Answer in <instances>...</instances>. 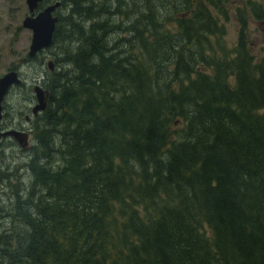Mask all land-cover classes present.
I'll return each mask as SVG.
<instances>
[{"label":"trees","instance_id":"1","mask_svg":"<svg viewBox=\"0 0 264 264\" xmlns=\"http://www.w3.org/2000/svg\"><path fill=\"white\" fill-rule=\"evenodd\" d=\"M65 1L28 186L0 174V264H264V58L242 11L229 48L225 0Z\"/></svg>","mask_w":264,"mask_h":264},{"label":"rangeland","instance_id":"2","mask_svg":"<svg viewBox=\"0 0 264 264\" xmlns=\"http://www.w3.org/2000/svg\"><path fill=\"white\" fill-rule=\"evenodd\" d=\"M133 1L138 4L141 12L142 0ZM246 1L247 0H225L223 3V10L226 13V17L218 16L216 12H212V16L216 18L218 25L223 27V40L226 46L231 48L236 42L237 10L242 11L247 24L246 32L250 51L254 60L257 61L264 58V0H254L262 9V18L260 20H255L250 15L249 8L246 6ZM108 2L112 3L113 0H108ZM65 12L66 7L61 8L60 11H58L62 17ZM25 16H27V10L24 0H0V74H2L7 67H11L15 64L17 65L18 59L24 56L27 51L30 32L21 27V22ZM164 27L170 31L175 30V24L173 21H170ZM62 47V45L58 46V48L52 45L47 51L41 53L38 59L32 62L30 66H23L20 69L22 73L21 78L22 81H25V85L30 87L33 85L34 80H37L42 84L46 81V76L44 75V72H46L45 63L48 60L54 62L58 50L61 52ZM40 62L43 63L44 68L39 65ZM39 66L41 70H38ZM35 70H38L40 73L37 78H33ZM20 92L14 91V93L6 100L10 104V98L13 97L14 102L11 104L15 108H18L17 99ZM6 112L12 113L8 109H6ZM31 139L32 141L29 143V147L32 146L33 137ZM27 157L28 154H26V152L23 153L22 151H19L13 144H11L10 149H6L5 146L0 144V174L14 175L12 176L11 184H17L19 191L24 190L29 183V175L28 172L25 171V166L23 165ZM11 191L12 189L8 188L5 185V182H0V208L4 211H7L11 206ZM1 225L2 230H7L10 226L8 220H3Z\"/></svg>","mask_w":264,"mask_h":264},{"label":"flooded vegetation","instance_id":"3","mask_svg":"<svg viewBox=\"0 0 264 264\" xmlns=\"http://www.w3.org/2000/svg\"><path fill=\"white\" fill-rule=\"evenodd\" d=\"M4 1H9V0H4ZM58 2L59 3V7L57 9H55L53 16H56V14H58V11H60L61 8H68V5H66L67 1L65 0H41L36 9L33 10V16H35L39 11H41L43 8H45L46 6L52 5L54 3ZM24 4H25V0H24ZM123 3H120V5L122 6ZM66 5V6H65ZM26 7V4H25ZM27 10V7H26ZM30 15L27 11V16ZM58 20V19H57ZM57 23V21H56ZM56 26V24H55ZM24 29V28H22ZM27 30V29H24ZM28 32H30L29 30H27ZM30 39H31V32H30V37H29V41H28V45H27V51L25 53L24 56H22L21 58L18 59L17 61V65H12L11 67H7L5 69V71H3L2 74H0V77L9 73V72H15L16 76L18 77L20 83L17 85H12L10 86L1 101V112H0V133H5V132H9V131H14L20 134H24L26 137V141H27V147L25 149H21L18 147L16 141L11 137V136H5V137H1L0 138V144L2 146H5L6 149H10L11 144L15 145L16 148H18L19 151H22L23 153L26 152V154H28V150H29V143L32 141V126L34 125V123L36 122V120H38L40 118V115L42 114L43 110L46 108V104H47V91L44 89V86L42 83H39V81L34 80L33 81V85H31L30 87L28 85H25V81H22L21 78V71L20 69L23 66H27V65H31L32 62L36 61L39 57V55L45 51H47V49H43L39 52H37L32 58H29L27 56V52L29 49V45H30ZM52 46V40H51V45ZM51 62V71L48 70L47 67V63ZM41 67L44 68L43 63L40 62L39 64ZM53 65L54 62L51 60L46 61L45 63V69L46 72H44V75L48 72H52L53 70ZM39 66L38 70H41ZM38 70H35L34 77L33 78H37L40 73L38 72ZM43 72V71H42ZM35 84V85H34ZM40 84V85H39ZM35 86H38L43 93L45 94V107L42 111L37 112L36 114L32 113V108L36 105V97L35 94L33 92V88ZM14 91H21L20 95L18 96L17 99V105L18 108H15L11 103L14 102V98H10V104L8 103L7 98L10 97L11 94L14 93ZM6 109L10 110L12 113H8L6 112Z\"/></svg>","mask_w":264,"mask_h":264},{"label":"water","instance_id":"4","mask_svg":"<svg viewBox=\"0 0 264 264\" xmlns=\"http://www.w3.org/2000/svg\"><path fill=\"white\" fill-rule=\"evenodd\" d=\"M41 0H25L27 11L30 15L25 16L21 22V27L31 32L30 45L27 52V56L32 58L37 52L50 47L53 32L57 18L53 16L55 9L59 7V3L56 2L52 5L46 6L33 16V10L36 9L38 3ZM48 70L51 71V62L47 63ZM20 81L16 76L15 72H9L0 77V112H1V101L6 90L12 86L19 84ZM33 92L36 97V105L32 108V113L36 114L45 107V94L38 87L33 88ZM1 115V114H0ZM5 136H11L17 143L18 147L25 149L27 147V141L24 134L17 132H5L0 133V138Z\"/></svg>","mask_w":264,"mask_h":264},{"label":"bare ground","instance_id":"5","mask_svg":"<svg viewBox=\"0 0 264 264\" xmlns=\"http://www.w3.org/2000/svg\"><path fill=\"white\" fill-rule=\"evenodd\" d=\"M58 18V17H57ZM24 162V161H23ZM24 165V164H23ZM23 168V167H22ZM24 169V168H23Z\"/></svg>","mask_w":264,"mask_h":264}]
</instances>
